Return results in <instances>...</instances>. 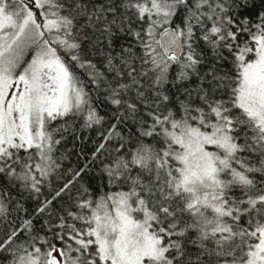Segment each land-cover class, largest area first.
Instances as JSON below:
<instances>
[{"label": "snow or ice", "instance_id": "obj_1", "mask_svg": "<svg viewBox=\"0 0 264 264\" xmlns=\"http://www.w3.org/2000/svg\"><path fill=\"white\" fill-rule=\"evenodd\" d=\"M0 264H264V0H0Z\"/></svg>", "mask_w": 264, "mask_h": 264}, {"label": "trees", "instance_id": "obj_2", "mask_svg": "<svg viewBox=\"0 0 264 264\" xmlns=\"http://www.w3.org/2000/svg\"><path fill=\"white\" fill-rule=\"evenodd\" d=\"M177 68L173 66L172 73L175 74ZM101 114H104V110L101 109ZM107 127V125H105ZM78 129V125H77ZM134 130V129H133ZM99 128L93 129H85L83 131H79L78 134L81 137L80 140H76L74 135H68L66 140L58 145V151L55 153V157L59 164L61 165L59 172L68 173L69 169H76L78 167H82L86 162H90L92 160V152L99 147L100 143L102 142L100 135L98 134ZM148 142H151L150 140ZM116 141L113 140L111 143L106 145V148L103 150L100 159L97 160L95 163L90 164V178L86 177L88 181V188H89V196L90 199H98L102 198L105 194H112L114 192L125 191L126 188L120 187V185L115 183H109L106 179L101 176V164L100 160H105L109 153L114 158L118 155L115 151ZM134 144L132 147L121 150L119 155H125L126 152H130L134 148ZM83 155H80V153ZM62 184V180L59 178L58 175L54 174L52 177L49 178V182H46L43 186L40 200H43L45 196H50L54 194V189ZM39 201L33 199H26L22 201V209L18 214L19 221L22 222L24 218H26V213L24 209H27V215H31ZM17 213H13V216H16ZM39 223V221H37Z\"/></svg>", "mask_w": 264, "mask_h": 264}]
</instances>
